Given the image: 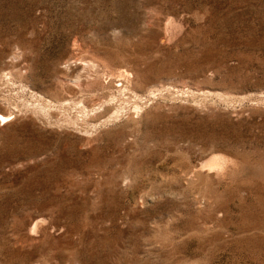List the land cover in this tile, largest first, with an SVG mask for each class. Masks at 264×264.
I'll list each match as a JSON object with an SVG mask.
<instances>
[{"label": "rangeland", "instance_id": "rangeland-1", "mask_svg": "<svg viewBox=\"0 0 264 264\" xmlns=\"http://www.w3.org/2000/svg\"><path fill=\"white\" fill-rule=\"evenodd\" d=\"M0 114V264H264V0H0Z\"/></svg>", "mask_w": 264, "mask_h": 264}, {"label": "bare ground", "instance_id": "bare-ground-1", "mask_svg": "<svg viewBox=\"0 0 264 264\" xmlns=\"http://www.w3.org/2000/svg\"><path fill=\"white\" fill-rule=\"evenodd\" d=\"M10 116V115H9ZM12 119V118H11ZM0 120H6V122L9 121L8 116H4L0 114ZM214 164V163H213ZM221 165V164H220Z\"/></svg>", "mask_w": 264, "mask_h": 264}]
</instances>
